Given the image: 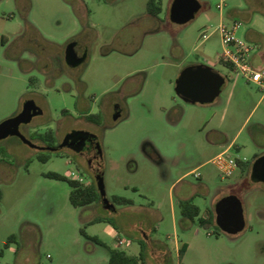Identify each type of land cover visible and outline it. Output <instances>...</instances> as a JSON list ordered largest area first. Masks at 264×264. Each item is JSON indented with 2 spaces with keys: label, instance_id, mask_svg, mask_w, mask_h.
I'll return each mask as SVG.
<instances>
[{
  "label": "rangeland",
  "instance_id": "rangeland-1",
  "mask_svg": "<svg viewBox=\"0 0 264 264\" xmlns=\"http://www.w3.org/2000/svg\"><path fill=\"white\" fill-rule=\"evenodd\" d=\"M171 1L161 0L154 19L147 0H0V121L33 98L42 112L21 124L33 141L53 146L72 129L97 136L86 152L33 147L15 134L0 139L5 152L0 158V264H108L107 248L117 244V236L129 240L117 246L137 254L139 228L163 237L172 233L167 187L160 165L143 149L146 140L178 158L171 165L173 175L215 153L207 143L211 126L223 127L227 141L233 138L226 149L233 157L252 163L255 154L264 153V128L258 124L264 121V103L254 107L261 91L218 59L219 35L210 33L219 21L220 2L223 10H246L236 14L238 35L246 27L264 32V0H201L185 23L168 19ZM180 37L182 49L176 45ZM72 40L87 52L78 65L64 59ZM191 61L225 76L210 102L185 101L174 89L180 70ZM113 103L120 112L116 120ZM96 112L99 121L89 118ZM50 128L53 141L43 140L39 134ZM195 169L201 176L188 173L172 191L176 200L177 186L188 182L186 192L195 191L192 201L200 209L187 225L177 222L180 243H189L180 264H264V182L239 167L225 176L211 158ZM48 171L82 178L84 184L101 174L110 201L116 192L131 197L135 206L111 212L99 201L94 214L105 218L85 224L87 212L71 202L69 182ZM227 193L242 203L244 225L235 234L222 231L214 217L215 201ZM160 198L163 221L156 209L147 208ZM208 211L211 219L201 221ZM82 228L97 233L101 242ZM144 264L157 263L146 255Z\"/></svg>",
  "mask_w": 264,
  "mask_h": 264
},
{
  "label": "water",
  "instance_id": "water-1",
  "mask_svg": "<svg viewBox=\"0 0 264 264\" xmlns=\"http://www.w3.org/2000/svg\"><path fill=\"white\" fill-rule=\"evenodd\" d=\"M200 5L199 0H172L168 11V18L172 22L185 23L195 16ZM65 58L71 65L78 63L79 57L77 56L74 40L67 44ZM224 81L225 76L213 66L201 62L190 63L180 70L175 79L174 89L185 101L191 103H207L212 101L220 93ZM41 112L42 108L37 104L35 99H26L19 112L0 121V139L15 134L33 147L59 150L65 143H69L70 137L73 138L79 131L87 132L86 130H73L65 136L63 142L54 146L38 144L20 129V124L30 122L35 115ZM119 116V112H115L112 118L116 120ZM250 177L253 180H261L264 182V153L253 159ZM96 186L101 201L107 206H113L114 204L105 194L101 174L96 176ZM214 212L215 221L224 232L235 233L244 225L242 203L240 198L234 193H227L219 197L214 204Z\"/></svg>",
  "mask_w": 264,
  "mask_h": 264
},
{
  "label": "crops",
  "instance_id": "crops-1",
  "mask_svg": "<svg viewBox=\"0 0 264 264\" xmlns=\"http://www.w3.org/2000/svg\"><path fill=\"white\" fill-rule=\"evenodd\" d=\"M200 1V7L202 6V1ZM220 5V6H219ZM218 8H219V16H218V20L220 19H232V18H237V13L246 11L243 10L240 7H231L227 10H223L222 6H221V2L218 3ZM206 15H209V13H207ZM169 19V18H168ZM164 22V20H160V24H162ZM148 31H152V29H147ZM156 30V29H155ZM241 36L245 37L246 39L256 42L258 43L259 47L258 49L253 53L252 55V61L254 64H256V62H261V60H263L264 63V32L261 29H253L251 27H246L243 28L242 32H241ZM176 45L182 49L183 47V40L182 37H180V39H177L176 41ZM195 47V45H194ZM190 63H198L196 61H191L187 64ZM230 94L232 95V90H230L229 92V96ZM264 103V96H260L257 101L254 104L255 106H258L260 104ZM258 124L264 128V121H260L258 122ZM212 132L211 135L208 134L207 136V143L212 147V151H214L215 153L210 157L212 158L215 154H217L218 152L227 149L229 150L230 146L232 145V141L233 138L230 139L229 141H227V136H226V131L223 127H221L220 125H216V126H211L209 127ZM145 142L150 143V147L149 151H145L149 157H151L154 161H156L157 164L160 165L161 168V181L163 183V186L167 187V191H168V204H169V216H170V221H171V225L173 228V232L172 233H167L165 237H163L161 234H159L157 231H155L154 234L151 233V231H149V229H142L139 228L140 230V237H138V252L140 249V242L143 243V259L144 257L152 258L155 260V262L157 264H173V256L175 255V257L177 258V262L176 264H180V260L181 258L184 256L185 252L187 251V249L189 248V243L185 242V249L182 253H180L179 251V247L181 246L177 234H176V225L177 222H180L183 225H187L189 223V221L192 218H189L185 215H183L181 213V211L179 212V215L177 216L176 214V203L179 206V200L181 199H185V198H189L192 197L193 200V196L195 194V191L193 189H191L188 193L186 192L187 189L189 188V183L188 182H182L181 185L177 186V198L176 200L173 198V188L176 187V185H178V183H180L181 181H183L185 179V176L192 172V170H194L198 165L206 162L207 160H209L210 158L200 161L197 165L193 166L190 169H187L185 171H182L181 173H177L176 175H173L171 172V165L174 163H178V158L176 156L173 155H169L164 153L161 148L156 145H154L151 141L146 140ZM143 142V149L144 148V143ZM257 155H254V158ZM253 158V159H254ZM248 171L251 169V163H248V166H246V168H244L243 170ZM201 176V174H200ZM111 194H119L116 192H112ZM122 195V194H121ZM131 198V197H130ZM132 199V198H131ZM101 201V200H100ZM163 198L158 199V202L155 204L154 200H152V205L148 206L147 208H152V209H156L158 211L159 214V218L161 219V221L164 220L165 215L162 212V206H163ZM104 206H106L109 211L111 212H116L119 209L120 210H126L129 209L131 206H135V201L132 199L131 203H127V204H115L113 206H107L106 204H104L103 202H101ZM195 203V202H194ZM140 205H142L141 203H139ZM99 205V201H93L89 204H85L82 206H79L82 208V211L87 212V217L85 218V224H91L94 223L95 221H99V220H94L95 218H105L104 215H95L94 211L96 210L97 206ZM180 209V206H179ZM209 211H208V216H200V219H209ZM199 214V213H198ZM101 216V217H100ZM101 219V220H103ZM159 226V224L157 223V225L154 226V228L156 229ZM109 232H113L112 228H107ZM88 234L90 235H94L96 236L99 240L100 237L98 236L97 233H89L88 231H86ZM169 240H172V242H169ZM97 243V242H96ZM129 244V242L127 243ZM126 244V245H127ZM110 247H119L117 246V244L115 245H110ZM92 251L97 249L96 244H93L91 247ZM120 248V247H119ZM108 249V248H107ZM123 249V248H122ZM108 256H109V252L107 251V260H108ZM141 264V263H139Z\"/></svg>",
  "mask_w": 264,
  "mask_h": 264
},
{
  "label": "trees",
  "instance_id": "trees-1",
  "mask_svg": "<svg viewBox=\"0 0 264 264\" xmlns=\"http://www.w3.org/2000/svg\"><path fill=\"white\" fill-rule=\"evenodd\" d=\"M146 9L147 12L150 15H158V13L161 11V0H147L146 3ZM222 63L227 65L229 68L233 70V66L231 63H229L226 60L219 59ZM89 118L93 119L94 121H99L100 120V115L99 113H91L89 114ZM54 130L53 129H48L43 133H40L39 136L43 140H52L54 139ZM94 138H97V136L94 134ZM150 143L145 142L144 143V148L149 151ZM4 150L0 149V158L4 157ZM238 167L243 170L248 166L247 160H243L240 158H236ZM46 175L54 177V178H59V179H64L69 182L71 185V190H70V199L71 202L75 206H82L85 204H89L93 201H100V195L97 190L96 182L95 181H90L87 184H84L80 182L77 178L70 177L66 174H63L58 171H48L46 172ZM2 197V190L0 189V199ZM111 201H113L116 204H127L131 203L132 199L130 197H126L121 194H112L111 195ZM179 206H180V211L183 215L193 218L194 216H197L200 209L199 206L192 201V197L185 198L179 200ZM209 218H211V215L209 213ZM103 218H95L94 220H101ZM203 221V219H200ZM83 234H85L88 238L93 239L95 242H101L96 236L90 235L86 232L84 228L81 229ZM12 238V235L9 237V240ZM6 245H8V242H6ZM185 242L181 244L179 247L180 253H182L185 249ZM143 243L140 242V249L137 254L133 253H128L124 249L119 248V247H108V264H144V259H143Z\"/></svg>",
  "mask_w": 264,
  "mask_h": 264
},
{
  "label": "built area",
  "instance_id": "built-area-1",
  "mask_svg": "<svg viewBox=\"0 0 264 264\" xmlns=\"http://www.w3.org/2000/svg\"><path fill=\"white\" fill-rule=\"evenodd\" d=\"M240 26L241 21L232 18L228 20L220 19L211 28L210 33L217 32L219 35L221 50L218 53V59L231 63L233 71L241 75L246 81L256 84L261 91V95L264 96V63L257 66L252 61V55L259 45L238 35L237 30ZM211 160L225 176L231 175L238 167L236 157H233L226 149L215 154ZM192 172L195 177L200 176L196 169ZM78 180L81 182L82 178H78ZM128 242L129 240L125 241L120 236L116 238L118 245L127 244Z\"/></svg>",
  "mask_w": 264,
  "mask_h": 264
},
{
  "label": "flooded vegetation",
  "instance_id": "flooded-vegetation-1",
  "mask_svg": "<svg viewBox=\"0 0 264 264\" xmlns=\"http://www.w3.org/2000/svg\"><path fill=\"white\" fill-rule=\"evenodd\" d=\"M152 18L154 19H159V16L158 15H151ZM75 41V49H76V52H77V56L79 57V61L77 64L75 65H78L80 63H82L85 58H86V55H87V52H86V49L85 48H82V46L79 44V42L77 40H74ZM68 44V43H67ZM67 46V45H66ZM66 48V47H65ZM64 59L66 60L65 58V52H64ZM67 62V61H66ZM68 63V62H67ZM69 64V63H68ZM71 65V64H70ZM112 115L115 113V112H119L118 111V105L116 103H113L112 105ZM120 114V112H119ZM22 124V123H21ZM21 124H20V129H21ZM22 130V129H21ZM73 130H82V129H72L70 131H68L66 133V135L68 133H70L71 131ZM87 131V130H86ZM65 135V136H66ZM65 136L56 144L58 145L59 143L63 142ZM30 138V137H29ZM71 139L69 140V143H65L63 146H69V147H72L78 151H81V152H86V151H89V150H92L93 147H94V144H97V138H94V133L90 132V131H87V132H81L79 131L75 136L70 137ZM35 142V141H34ZM37 143V142H36ZM39 144V143H38ZM41 145H44V144H41ZM48 146V145H47ZM54 146V145H53ZM99 152V151H98ZM216 202V201H215ZM214 209V208H213ZM212 217V216H211ZM214 217H215V212H214ZM211 219V218H210ZM227 233V232H226ZM237 233V232H235ZM234 233V234H235ZM229 234H233V233H229Z\"/></svg>",
  "mask_w": 264,
  "mask_h": 264
}]
</instances>
